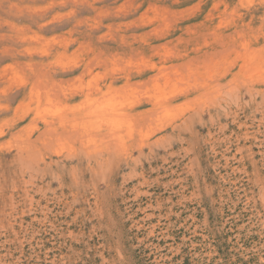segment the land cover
<instances>
[{"label": "rangeland", "instance_id": "1", "mask_svg": "<svg viewBox=\"0 0 264 264\" xmlns=\"http://www.w3.org/2000/svg\"><path fill=\"white\" fill-rule=\"evenodd\" d=\"M0 264H264V0H0Z\"/></svg>", "mask_w": 264, "mask_h": 264}, {"label": "bare ground", "instance_id": "2", "mask_svg": "<svg viewBox=\"0 0 264 264\" xmlns=\"http://www.w3.org/2000/svg\"><path fill=\"white\" fill-rule=\"evenodd\" d=\"M143 95V94H142ZM87 143V142H86Z\"/></svg>", "mask_w": 264, "mask_h": 264}]
</instances>
